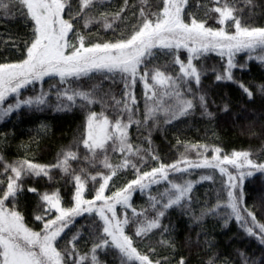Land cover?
<instances>
[{
	"label": "snow or ice",
	"instance_id": "snow-or-ice-1",
	"mask_svg": "<svg viewBox=\"0 0 264 264\" xmlns=\"http://www.w3.org/2000/svg\"><path fill=\"white\" fill-rule=\"evenodd\" d=\"M0 23V121L25 112L84 113L55 162L0 153V264H109L101 259L109 254L119 264H189L177 251L175 226L164 223L176 210L199 222L223 209L225 225L234 218L264 245V198L250 207L245 190L247 177L264 174V159L252 149L228 153L177 137L178 155L169 161L152 138L198 110L216 118L203 85L209 71L216 82L236 84L246 103L259 93L262 114L249 128L259 126L251 134L264 137V83L254 90L234 73L246 67L237 53H264V0H0ZM210 53L220 58L211 68ZM257 58L264 63V54ZM57 170L67 191L51 186ZM196 170L211 171L193 180ZM216 170V203L205 201L197 215L194 186L215 183ZM44 178L50 183L32 186ZM28 193L35 195L31 213L22 203ZM137 193L146 198L140 206ZM214 247L208 243L206 264L219 260ZM240 256L243 264H264V249L259 261Z\"/></svg>",
	"mask_w": 264,
	"mask_h": 264
},
{
	"label": "trees",
	"instance_id": "trees-1",
	"mask_svg": "<svg viewBox=\"0 0 264 264\" xmlns=\"http://www.w3.org/2000/svg\"><path fill=\"white\" fill-rule=\"evenodd\" d=\"M260 22L257 21V23ZM6 26L13 30L17 27L13 22H9ZM4 27L5 25L0 23V31ZM97 27L99 26L97 25ZM108 35H111V33L109 32ZM260 54L264 53H252L250 59L249 53L243 51L237 53L236 57L237 61L240 64H246V67L234 69L235 75L253 85L254 90L255 86L264 83V63L257 58ZM205 63L211 68L213 65L220 63V58L216 53H210ZM203 85L209 92L210 110L216 113V118L210 121L206 117H201L198 110L194 117L175 123L173 126L168 127L166 131H154L152 138L154 145L159 148L160 154L169 161L175 158L178 153L173 145L176 144V139L179 137L182 140L192 142L200 140L206 143H216L228 153L233 149H252L253 158L264 159V156L259 155L261 150L264 149V137L251 134L259 133V126L249 128L251 124L260 119L262 114V102L259 99V93L257 92V99L254 104L246 103L247 97L241 95V91L236 84L227 81L216 82L210 71L205 74ZM137 94L141 99V107H143L142 86H138ZM212 101H215V103H212ZM226 101L230 102V111L227 113L222 111ZM95 110H100L99 104L95 105ZM83 116L84 113L79 108H74L71 111L25 112L20 116L12 115L5 118L4 121H0V153H3L10 160L34 156L39 162H55L54 158L57 152L62 146L69 144L74 135L77 134ZM42 123L48 125L46 131L41 129L40 125ZM131 132L134 142H138L136 141L135 125H133ZM5 134L7 135V143L4 141ZM26 147L30 148L31 151L26 152ZM191 155L195 156V153L193 152ZM73 166L77 167L78 165L74 163ZM229 170L232 171L233 169L230 168ZM210 171L196 170L190 178L199 180L201 172ZM54 175L56 180L51 182L52 188L61 187L62 191H67V188L63 187V180L60 179L63 174L57 170ZM214 175L216 177L215 183L201 181L194 186V196L197 198L198 203L194 204L193 207L197 215L204 207L205 201H208V207L216 203L217 189L220 187L219 171L216 170ZM49 183L47 178H44L39 181V184L33 183L32 186L39 187ZM245 190L249 206H257L258 208L261 199L264 198V174L257 172L253 176L247 177ZM222 195L226 198V192ZM145 199L137 193L134 202L137 206H140L144 204ZM22 203L26 204L28 212L31 213L32 208L35 206V195L28 193L23 198ZM223 214L224 210L221 209V212L216 216H205L202 221L194 222L189 216L181 215L180 211L176 210L171 212L169 217L164 220L165 224L171 220L175 226L178 242L177 251L188 259L189 264H202V262L206 264L209 255H211L207 251L209 242L215 246L212 252L219 253L217 264H223L225 259H228V264H243L240 252L245 253L250 260L259 261L264 245H260L255 237L248 236L234 218L225 225L221 218ZM32 218L29 217V219ZM198 233H201L199 237L197 236ZM189 237L191 238L190 242L185 243L189 240ZM155 239H159V236L157 235ZM81 250L85 251L86 249L82 248ZM101 259H106L109 264H119V259L113 254L101 255Z\"/></svg>",
	"mask_w": 264,
	"mask_h": 264
}]
</instances>
